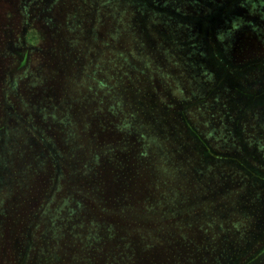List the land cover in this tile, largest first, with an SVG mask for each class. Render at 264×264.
<instances>
[{"label":"trees","instance_id":"1","mask_svg":"<svg viewBox=\"0 0 264 264\" xmlns=\"http://www.w3.org/2000/svg\"><path fill=\"white\" fill-rule=\"evenodd\" d=\"M0 1L2 264H264L244 0Z\"/></svg>","mask_w":264,"mask_h":264},{"label":"rangeland","instance_id":"2","mask_svg":"<svg viewBox=\"0 0 264 264\" xmlns=\"http://www.w3.org/2000/svg\"><path fill=\"white\" fill-rule=\"evenodd\" d=\"M194 1L195 5H197L199 8L200 4L197 2V0H193L191 3L188 0L187 3H190L189 7L194 5ZM168 4L170 3L168 2ZM7 5L8 4H3L0 1V25L9 22L10 15L7 11L9 5ZM240 9V17L237 16L233 20L232 18L236 15L230 16L229 14L225 13L227 16L222 17L223 22L221 23L223 25V30L220 33H222L223 36H226L224 40L229 44V46L232 45L231 39L234 38L236 39L239 47H241V45H243V47L247 45L256 55V53H260L262 51L261 47L264 42V0H244L240 6ZM238 27H240V29ZM182 30L189 31V28L183 27ZM39 42L40 44L42 43V41ZM247 57L250 56H245L244 54V58ZM260 58L261 61H263L262 59L264 57ZM3 261L4 259L0 260L1 264Z\"/></svg>","mask_w":264,"mask_h":264}]
</instances>
